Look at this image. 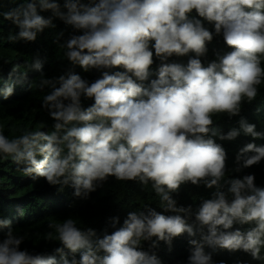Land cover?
<instances>
[{"label": "clouds", "instance_id": "obj_1", "mask_svg": "<svg viewBox=\"0 0 264 264\" xmlns=\"http://www.w3.org/2000/svg\"><path fill=\"white\" fill-rule=\"evenodd\" d=\"M7 3V11L0 3V16L18 29L9 42H35L58 19L65 28L53 42L63 40L71 67L46 77L39 55L27 65L41 73L37 88L48 89L41 107L52 131L9 138L0 130V156L10 157L32 181L42 178L57 191L71 188L80 200L110 177L150 183L162 208L146 204L122 221L108 217L99 230L77 227L73 218L49 223L57 233L54 241L48 234L56 242L51 252L22 248L16 221L0 215V264H162L160 242L171 250L172 241L185 235L186 264H225L213 260L217 249L250 255L237 264L264 261V143H255L264 140V130L241 115L264 83V0ZM215 37L228 50H214L208 59ZM77 66L98 75L89 80ZM16 71L0 76V99L14 94ZM85 100L91 103L85 106ZM214 115H226L224 130ZM234 117L236 124L229 125ZM242 135L252 140L242 139L229 153L218 142ZM228 156L234 157L231 168ZM184 184L208 193L195 209L173 195Z\"/></svg>", "mask_w": 264, "mask_h": 264}, {"label": "trees", "instance_id": "obj_2", "mask_svg": "<svg viewBox=\"0 0 264 264\" xmlns=\"http://www.w3.org/2000/svg\"><path fill=\"white\" fill-rule=\"evenodd\" d=\"M19 2V0H17ZM62 3V0H60ZM3 3V11L10 6L7 0H0ZM44 16L50 12L41 13ZM55 28H46L39 34L35 42L25 43L9 42L7 37L14 34L18 29L9 21L0 16V76L7 79L10 70L14 67L17 71L13 73V80H19L15 86L14 94L7 100L0 99V130L9 138L19 136L23 131H36L44 129L52 131L53 121L47 112L41 107V101L48 89L41 91L37 88L41 73L30 71L27 67L33 59L39 55L44 60L43 75L54 77L62 71L70 68L64 53L66 49L62 46L63 40L54 43L56 34L65 28V25L58 19L54 21ZM211 28V25H206ZM68 31H65V37ZM214 50L226 51L222 37H215L208 44V59L214 58ZM174 60L186 61V57H173ZM156 67L155 63L153 69ZM89 80L94 79L95 72L84 73L77 66L74 69ZM27 73L26 78L22 74ZM260 92L255 101L243 106L241 115L247 118L248 122L255 123L257 130H264V83L259 86ZM85 106L91 101H83ZM259 109V111H257ZM226 115H214L213 120L222 128L228 125ZM239 117L232 118L229 125L236 124ZM252 140L251 137L239 136L234 141H218L226 146V149L234 150L242 142V139ZM255 143H264V140H256ZM234 157L228 156V167H233ZM72 189L65 188L57 191L55 186H49L42 178L32 181L23 176L12 163L10 157L0 156V215L12 218L16 221L13 225L18 235L25 237L22 248L36 251L51 252L55 247L57 233L54 229L48 228V224L63 223L65 218H73L77 227L84 228L91 226L102 229L108 217L118 215L123 220L127 211H138L146 204L161 210L160 197L155 194L151 184L141 185L138 181H117L110 177L109 180L96 191L90 194L87 200H80L72 196ZM176 196L178 203L183 205L191 204L193 209L200 200L207 198L208 193L203 187H195L191 184H184ZM20 212L23 215H20ZM167 214V213H166ZM51 233V240L48 234ZM188 237H177L172 241L171 250L163 242L156 250L162 260V264H186L189 245ZM58 245V242H57ZM206 251H212L206 249ZM264 256V249H262ZM213 260L225 261V264H237L243 258L250 255L242 252H229L217 249L212 252ZM255 261V260H254ZM255 264H264V261H255Z\"/></svg>", "mask_w": 264, "mask_h": 264}]
</instances>
